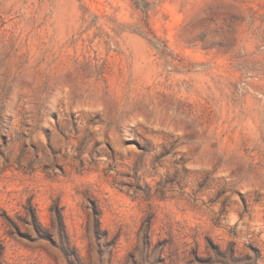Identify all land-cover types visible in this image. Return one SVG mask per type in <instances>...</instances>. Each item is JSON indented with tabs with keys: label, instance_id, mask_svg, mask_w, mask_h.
<instances>
[{
	"label": "rangeland",
	"instance_id": "374dc122",
	"mask_svg": "<svg viewBox=\"0 0 264 264\" xmlns=\"http://www.w3.org/2000/svg\"><path fill=\"white\" fill-rule=\"evenodd\" d=\"M0 264H264V0H0Z\"/></svg>",
	"mask_w": 264,
	"mask_h": 264
},
{
	"label": "trees",
	"instance_id": "16d2710c",
	"mask_svg": "<svg viewBox=\"0 0 264 264\" xmlns=\"http://www.w3.org/2000/svg\"><path fill=\"white\" fill-rule=\"evenodd\" d=\"M57 216H58V221H59L60 226L63 227L64 226V220H63V215H62L60 210L57 211ZM96 217H97L96 219H98V213H96ZM32 220H33L32 224H33L34 228L36 229L37 232H39L40 229H42L41 228L42 226L39 223V221L37 220V215L34 211L32 212ZM44 238L52 239L50 236H44ZM64 239H65L66 246L63 249H64V252L66 253V255H67V253L69 255L68 250L70 249V245L68 244L69 242H66L67 241L66 235L64 236Z\"/></svg>",
	"mask_w": 264,
	"mask_h": 264
}]
</instances>
